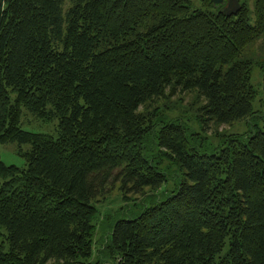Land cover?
Segmentation results:
<instances>
[{
	"label": "trees",
	"instance_id": "16d2710c",
	"mask_svg": "<svg viewBox=\"0 0 264 264\" xmlns=\"http://www.w3.org/2000/svg\"><path fill=\"white\" fill-rule=\"evenodd\" d=\"M238 2L227 17L209 0H0V144L27 162L0 160V264H264V0ZM116 188L150 204L91 263Z\"/></svg>",
	"mask_w": 264,
	"mask_h": 264
},
{
	"label": "rangeland",
	"instance_id": "374dc122",
	"mask_svg": "<svg viewBox=\"0 0 264 264\" xmlns=\"http://www.w3.org/2000/svg\"><path fill=\"white\" fill-rule=\"evenodd\" d=\"M68 0H66L64 8L66 9ZM251 83L253 88L257 91L256 100L252 104L253 111L258 113L256 114L257 118L251 120L252 123H256L259 128L264 132V73L260 70V63L255 64L252 75ZM192 131L199 135L200 139H197L195 144H192L195 147H198L203 153H210L212 149L218 146L219 142L214 141L213 139H208L206 132H203L201 127L195 122H189ZM55 123L45 125L40 121L36 120L31 114L23 112L21 119V127L25 131L41 134L55 135L54 127ZM252 127L249 122H241L234 124L231 127L225 128V135H244L251 131ZM196 139V138H195ZM29 147L24 145L21 147V152H27ZM0 160L7 166H15L17 168H26L27 162L25 159L19 155L18 146L15 143L1 145L0 144ZM160 168L167 174L168 182L167 188L171 189L175 184V181L172 179L175 177L174 169H170L169 160L167 158H162L159 160ZM173 171V172H172ZM124 192L118 188L112 190L104 200L97 204L99 210L98 217L96 219V234L94 237V251L93 256L90 259L91 263H96L97 261H108L110 260L109 255L104 251V247L110 241V234L112 227L119 220H132L136 218L141 210L150 204L149 199H143L136 201L135 196L128 194L133 201L123 200ZM163 195V194H162ZM162 195L159 194V196ZM101 264H106L101 262Z\"/></svg>",
	"mask_w": 264,
	"mask_h": 264
},
{
	"label": "water",
	"instance_id": "95a60500",
	"mask_svg": "<svg viewBox=\"0 0 264 264\" xmlns=\"http://www.w3.org/2000/svg\"><path fill=\"white\" fill-rule=\"evenodd\" d=\"M214 4H219L221 3L222 0H210ZM228 1V6H230L232 9L230 13H223L225 16H234L240 11V4L238 0H227ZM263 90H264V85H263Z\"/></svg>",
	"mask_w": 264,
	"mask_h": 264
},
{
	"label": "flooded vegetation",
	"instance_id": "af4514ba",
	"mask_svg": "<svg viewBox=\"0 0 264 264\" xmlns=\"http://www.w3.org/2000/svg\"><path fill=\"white\" fill-rule=\"evenodd\" d=\"M210 1V0H209ZM210 3L215 7V8H220L222 13H230L231 7L228 6V1L227 0H222L221 3L219 4H214L210 1Z\"/></svg>",
	"mask_w": 264,
	"mask_h": 264
}]
</instances>
